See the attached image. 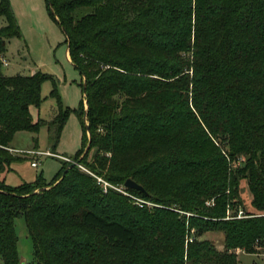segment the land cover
Masks as SVG:
<instances>
[{
	"label": "trees",
	"instance_id": "trees-1",
	"mask_svg": "<svg viewBox=\"0 0 264 264\" xmlns=\"http://www.w3.org/2000/svg\"><path fill=\"white\" fill-rule=\"evenodd\" d=\"M46 1L84 80L91 144L76 161L115 184L135 180L146 192L127 190L161 205L134 206L76 163L63 162L50 183L40 176L13 187L0 177L3 264H24L20 216L34 242L30 264H243L239 251L261 253L264 0ZM0 16L2 55L22 33L10 0H0ZM2 65L0 174L20 159L12 152L19 132L47 125L55 148L73 111L55 88L59 111L35 120L31 107L52 77L8 76ZM229 207L248 216L227 219ZM208 231L224 233V249L201 239Z\"/></svg>",
	"mask_w": 264,
	"mask_h": 264
},
{
	"label": "rangeland",
	"instance_id": "rangeland-1",
	"mask_svg": "<svg viewBox=\"0 0 264 264\" xmlns=\"http://www.w3.org/2000/svg\"><path fill=\"white\" fill-rule=\"evenodd\" d=\"M10 1L22 36L13 37L7 42L5 52L0 55L1 60L4 59L8 62L7 65H2V72L8 76L31 75L41 72L52 77L46 79L42 84L41 105L39 107L32 106L31 111L34 119L51 120L59 111V98L64 107H70L73 111L55 148L47 125L41 126L38 133L19 132L12 142V146L15 148L12 152L20 156V159L13 161L0 174V177L13 187H19L24 182L33 183L40 176L45 179L46 183H50L61 171L63 162L66 165L76 163L81 171L94 175L98 182L103 184L104 191L108 192L111 189L120 193L128 197L134 206L136 204L134 197L146 201L145 206L148 208L160 206L161 204L131 193L124 184H115L106 180L104 176H97L90 171L85 163L76 161L75 154L77 151L82 146L83 150L86 151L89 143V132L83 129V123L89 124L86 115L88 103L82 87L84 80L79 70L72 64L71 56L69 59L67 55L66 35L50 15L46 0ZM7 24V18L0 16V28ZM55 88L59 98L54 95ZM78 113H81V116ZM84 134L85 139L83 140ZM35 138H37V142ZM49 152L54 155H48ZM95 152L96 147H92L86 161H91ZM33 161H38V167L32 166ZM239 161H242V158ZM237 164V162L234 163V165ZM241 197L245 208L251 210L252 196L245 181L241 184ZM229 208L231 213L236 209ZM180 212L183 213V211ZM132 215L138 216L139 211L132 210ZM16 232L21 259L24 264H30L34 259V242L29 236L23 216L16 219ZM192 232L194 231L192 230ZM201 239L212 241L219 250L224 249V233L222 231H208ZM185 246L187 250V244ZM238 258L242 260L243 264H252L260 260L258 254H246L241 251H239ZM185 259L187 260V256ZM0 264H3L1 257Z\"/></svg>",
	"mask_w": 264,
	"mask_h": 264
},
{
	"label": "built area",
	"instance_id": "built-area-1",
	"mask_svg": "<svg viewBox=\"0 0 264 264\" xmlns=\"http://www.w3.org/2000/svg\"><path fill=\"white\" fill-rule=\"evenodd\" d=\"M4 60V59H2ZM4 65H7L8 62L7 61H3ZM48 155H54L51 152L47 153ZM39 163L38 161H33L32 162V166L33 167H38ZM136 204L140 205V206H144L146 201H144L141 198L138 197H134ZM209 205H211V202H208ZM248 215L246 214L245 210L243 208H240L239 211L237 213H231V209L229 208L227 211V219H232V218H244L247 217ZM258 256L260 258V260L253 262L252 264H264V250L261 253H258Z\"/></svg>",
	"mask_w": 264,
	"mask_h": 264
},
{
	"label": "water",
	"instance_id": "water-1",
	"mask_svg": "<svg viewBox=\"0 0 264 264\" xmlns=\"http://www.w3.org/2000/svg\"><path fill=\"white\" fill-rule=\"evenodd\" d=\"M89 137L90 138H89L88 146L86 148V152H88V150L90 148V144H91V134H90V132H89ZM124 186L126 188L135 189V190L141 191V192H146L145 188L142 185H140L139 183H137L135 180H133L131 178L126 180Z\"/></svg>",
	"mask_w": 264,
	"mask_h": 264
},
{
	"label": "crops",
	"instance_id": "crops-1",
	"mask_svg": "<svg viewBox=\"0 0 264 264\" xmlns=\"http://www.w3.org/2000/svg\"><path fill=\"white\" fill-rule=\"evenodd\" d=\"M67 55H68V58L70 59V55H69V51L67 50ZM71 60V59H70ZM32 109V107H31ZM32 112V111H31ZM34 117V116H33ZM35 120H38V119H35Z\"/></svg>",
	"mask_w": 264,
	"mask_h": 264
}]
</instances>
